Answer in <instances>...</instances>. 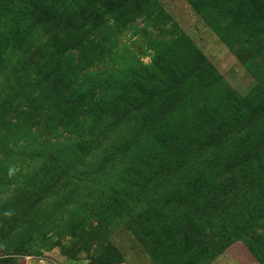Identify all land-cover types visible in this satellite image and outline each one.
Masks as SVG:
<instances>
[{
  "label": "rangeland",
  "instance_id": "rangeland-1",
  "mask_svg": "<svg viewBox=\"0 0 264 264\" xmlns=\"http://www.w3.org/2000/svg\"><path fill=\"white\" fill-rule=\"evenodd\" d=\"M0 264H264V0H0Z\"/></svg>",
  "mask_w": 264,
  "mask_h": 264
},
{
  "label": "clouds",
  "instance_id": "clouds-1",
  "mask_svg": "<svg viewBox=\"0 0 264 264\" xmlns=\"http://www.w3.org/2000/svg\"><path fill=\"white\" fill-rule=\"evenodd\" d=\"M16 169L14 167H9L8 168V175L11 176L15 173ZM6 216H10L12 215V210H6L5 213H4Z\"/></svg>",
  "mask_w": 264,
  "mask_h": 264
},
{
  "label": "trees",
  "instance_id": "trees-1",
  "mask_svg": "<svg viewBox=\"0 0 264 264\" xmlns=\"http://www.w3.org/2000/svg\"><path fill=\"white\" fill-rule=\"evenodd\" d=\"M196 6V5H195Z\"/></svg>",
  "mask_w": 264,
  "mask_h": 264
}]
</instances>
